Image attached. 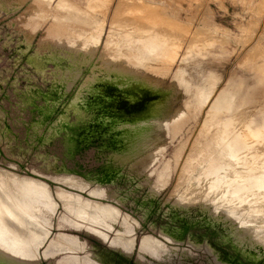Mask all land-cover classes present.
<instances>
[{"label":"rangeland","instance_id":"rangeland-1","mask_svg":"<svg viewBox=\"0 0 264 264\" xmlns=\"http://www.w3.org/2000/svg\"><path fill=\"white\" fill-rule=\"evenodd\" d=\"M51 1L54 4L57 2V0ZM118 1L121 0H95L102 5V7L98 6L100 14L105 9L109 10L110 19L116 7L120 11H133L134 14L142 12L145 18H148L146 24L151 23L157 27L154 31L140 30L143 39L149 44L148 47L157 49L162 59L174 58L169 64L165 80L155 78L153 74L158 67H139V64L130 58L131 53L127 52V49H125L127 51H118L112 45H104L109 30L108 19L102 25L97 43H88L93 50L94 59L91 58V62L95 61L100 53L113 58H122L130 65L129 67L136 69L134 72L139 71L137 73L150 80L148 84L150 90H153L151 92L159 93L165 87L173 91L172 100H174L170 116L157 120L159 123L157 128L162 131L157 144L158 154L157 151H152L154 154L147 152L133 159L136 162L139 158L151 160L155 157L143 171L137 170L136 166H132L127 161L129 159L127 148L116 146L117 141H109L108 138L103 140L102 150L105 154L100 153L97 140L101 137L97 136L98 132L85 129L86 132L79 134L80 138L93 135L97 140L87 144L72 143L75 132H78L86 122L84 114L78 115V111L69 106L75 94V86L72 85L77 79V69L74 68L72 71L71 67L66 68L62 76L61 70L58 69L62 67L61 64L50 59L48 54L43 56L35 53L38 40L42 36L41 31H34L31 25L22 23V19L12 23L19 13L14 15L0 11V169L17 177L24 176L39 180L48 186V194H43L47 199L43 195L40 197L32 195L30 197L35 198L34 203L32 198L28 201V204L31 203L28 207L31 206L30 210L33 209V213L42 225L49 227L46 239L42 237L45 241L43 242L42 238L38 239L39 242L34 241V250L30 249L28 254L43 253V257L40 258L42 264H111L109 259L104 261L102 254L105 251L117 257L120 264H219L217 260H230L229 256L228 258L224 256L223 259L219 251L213 250L209 245L206 249L201 238L212 243L218 242V232L209 226L217 228L223 235L231 225L242 231L239 232V237L253 244L254 237L249 234L252 232L248 231L251 227L243 221L238 223L225 215H216L215 212L218 210L213 202L200 203L202 205L193 202H176L174 199L175 193L178 192L176 189L178 172L172 171L169 177L161 179L156 178V173L168 159L172 163L173 154L178 151L182 140H190L194 131L193 127L189 126L191 125L189 122L177 132V135L167 127V123L183 107L188 96L194 93L195 83L198 84L197 76L206 74L209 68H215L221 76L218 86L222 87L235 75L260 73V65L264 64V0L263 3L262 0H173L174 4L168 0H122L124 9L123 6L118 8ZM91 25L101 27L97 23ZM199 26L203 27L202 30ZM131 28L133 31L136 27ZM197 29H200L201 33ZM112 30L115 34L127 33L118 27H113ZM200 47H208L211 52L207 60L198 62L189 53L198 51ZM30 56H37L36 61H32ZM210 59L213 60L209 61ZM90 61L87 65L91 64ZM178 65L186 69L185 76L173 80L170 76ZM84 69H81L80 75H86L87 69ZM171 83L172 85H169ZM185 87L189 89L184 91ZM261 105L264 106V103ZM223 122L228 124L230 119L225 116ZM112 143L116 145L111 147ZM186 144H189L188 140ZM105 155L108 157V163L112 165L117 163L124 168L115 170L109 167ZM108 172L112 177L103 178V182L97 183L98 191L94 188L96 183L92 180ZM71 178L82 182L74 185L70 183ZM62 191L90 201L91 203H84V207L85 211L92 212L93 215L87 213L80 217L76 212L81 210V204L77 199L65 198L66 204H63L59 196V192ZM220 193L213 189L209 199L215 201L220 198L222 201ZM145 197L152 202L151 207ZM115 198H120L122 201L119 203ZM6 202L12 204L10 201ZM92 203L107 205L112 210L102 213L100 209L106 206H96ZM141 204L146 209L140 207ZM66 207L73 212L68 211ZM236 211L229 210L234 217L237 215L236 217L241 218L240 211H237V214ZM261 214H254L251 219L259 221L264 231V215ZM163 227L172 230L183 229L182 239L168 240L160 233ZM116 233L119 235V241L117 243L116 238L115 243L119 249L111 244ZM189 235L198 239L195 237L189 239ZM143 237L154 241V247L148 242L142 246ZM129 242L132 244L131 251L125 254L123 250L127 249ZM63 246L70 247L65 249ZM164 246L178 248L177 251L180 253L173 254L168 260H161V257L170 256V253L175 251H166ZM223 246L228 252L232 251L226 243ZM182 249L190 252L187 258H185L186 254L181 252ZM232 253L236 256L238 254L233 251ZM28 254L26 257L30 258ZM249 263V261L245 262V264ZM253 264H264V255Z\"/></svg>","mask_w":264,"mask_h":264},{"label":"bare ground","instance_id":"bare-ground-1","mask_svg":"<svg viewBox=\"0 0 264 264\" xmlns=\"http://www.w3.org/2000/svg\"><path fill=\"white\" fill-rule=\"evenodd\" d=\"M118 2V8L123 6L124 9L123 1ZM98 6L102 7L95 0H57L55 4L51 0H0V11L14 13V15L19 13L12 23L22 19V23L31 25L34 31H41L42 36L38 40L36 54L43 56L48 54L50 59L61 64L62 67L58 69L61 70L62 76L64 75L63 70L66 68L70 69L71 67L72 71L74 68L77 69V79L74 81L75 84L72 85L75 86V94L72 96L73 98L71 97L69 106L76 109L78 115L84 114L86 122L82 124L78 132H75L72 143L87 144L97 140L93 135H89L88 138L85 136L80 138L79 134L84 132L85 129L98 132L99 135L97 136L101 137L97 140L100 153L105 154L102 150L103 140L108 138L109 141H117V145L112 143L111 147L116 145L127 148L129 153L127 161L132 166H136L137 170L143 171L153 162L152 160L155 157L151 160L139 158L136 162L133 159L139 157L140 154H147V152L154 154L153 152L157 151L158 154L159 147L157 144L162 131L157 128L159 126L157 120L170 116L174 100H172L173 91L170 88L165 89L166 87L163 86L164 90H161V92H151L153 90H150L148 84L150 80L148 81L144 76L137 73L139 71L134 72L136 69L129 67L130 65L122 58H113L105 53H100V56L91 62L93 50L88 43H97L103 28L102 25L108 19L109 30L104 45H112L118 51L128 50L127 52L131 53L130 58L133 62L139 64V67H158L153 74L155 78L165 80L169 64L174 58L170 60L162 59L157 49L148 47L149 44L143 39L140 30L154 31L157 30V27H154V24L151 23L146 24L148 18H145L142 12L134 14L133 11H120L116 7L110 19L108 16L109 10L105 9L100 14ZM96 23L100 24L101 27L91 25ZM113 27H118L123 31H127V33L115 34L112 30ZM131 27L136 28L132 31ZM201 30L199 33H201ZM210 52L208 47H200L198 51L192 54L189 53V55L193 56L196 61L201 62L207 60ZM36 58L37 56H30V59L34 62ZM88 61L91 64L87 65ZM260 66V73H252L246 76L235 75L226 84H222V87L218 86L221 76L215 68H209L206 74L197 76L198 84L195 83L194 93L188 96L187 101H184L185 104L182 105L183 107H180L181 109L167 123V127H170L173 133L179 132L189 122H191L189 126L193 127L194 131L190 140H182L183 142L178 147V151L174 152L173 157L171 155L172 163L168 159L156 173V178L161 179L169 177L172 171L178 172L176 178L178 192L175 191L176 198L174 199L176 202H193V204L199 203V205H202L200 203L213 202L214 207L218 210L215 212L216 215H225L238 223L243 221L244 224L251 227L248 231H251L252 233L249 234L254 237L253 244H249V241L246 242L245 239L239 237L241 230L239 231L231 225L226 233L222 235L217 228L203 223L215 229L219 234V241L214 243L201 238L205 248L207 249V245H209L213 250L219 251L221 254L219 255L223 259L224 256L231 258L230 260H217L219 264H245L247 261L250 262L249 264H253L259 257L264 255V231H262L259 221L251 219L254 214L259 215L262 213L261 215H264V106L261 105L264 103V64ZM82 68L87 69L84 76L80 75ZM185 71L186 69L183 66L178 65L170 78L174 80L183 77ZM169 85H172V83ZM60 87L63 88V86ZM184 89L186 91L189 88L185 87ZM225 116L230 119L228 124L223 122ZM187 140L189 144H186ZM107 159L108 157L105 155L109 167H113L115 170L123 167V165H117V163L112 165L108 163ZM0 171V192L3 196L0 194V264H42L40 258L43 257V253L38 254L39 257L28 253L30 249L34 250V241L42 237L46 239L49 227L42 225L36 214L33 213V209L30 210L31 206L28 207L31 204H28V201L32 198L30 197L32 195L33 197L34 195L40 197L45 193L48 194V186L39 180L24 176L17 177L1 169ZM110 174L108 172L97 176V179L95 177L92 180L96 183L94 188H97V183L103 182V178H111ZM71 179L72 182L70 183L74 185H79L82 182V180L76 178ZM97 189L99 191V188ZM213 189L221 192L222 201H220V198L215 199V201L209 199V196H212ZM59 196L63 204H66L65 198L79 200L81 210H76V212L80 217L89 213L85 211L84 203H91L90 201L63 191L59 192ZM43 197L47 199L44 195ZM115 199L119 203L122 201L120 198ZM145 200L148 201V205L151 207L152 202L147 200L146 197ZM6 201H10L13 206ZM92 204L106 206L100 209L102 213L112 210L107 205ZM171 205L170 203L169 206ZM140 207L144 208L145 206L141 204ZM33 208L35 207L33 206ZM66 209L71 210L67 207ZM229 210L240 211L242 217L239 216L238 218L237 215L234 217ZM70 212H73V210ZM89 214L93 215L92 212ZM182 231L183 229L172 230L165 227L160 229V233L171 241H180ZM121 232L119 231V233ZM100 234L105 235L102 232ZM118 237L119 235L116 233L111 241L112 246L116 249H119L115 243ZM193 237L198 239L196 236L189 235V239ZM126 240L128 241V238ZM141 242H143V245L140 244V247L141 245L144 246L146 242L152 243L151 245L154 247L153 243H155L148 237H143ZM129 243L127 249L123 250L125 254H129L131 251L132 244ZM225 243L230 246L233 252L238 253L237 256L232 251L228 252L224 248ZM201 244H199V247ZM155 248L157 249L156 246ZM165 249L166 251H175L171 252L170 256L161 257V260H168L178 252V248L165 247ZM181 252L186 254L185 258L190 255L188 250L182 249ZM26 253L30 258L26 257ZM102 255L105 262L109 259L111 264H120L119 259L113 254L105 251Z\"/></svg>","mask_w":264,"mask_h":264},{"label":"crops","instance_id":"crops-1","mask_svg":"<svg viewBox=\"0 0 264 264\" xmlns=\"http://www.w3.org/2000/svg\"><path fill=\"white\" fill-rule=\"evenodd\" d=\"M169 2H171L172 1V3H173V0H168ZM174 4V3H173ZM238 9H239V7H238Z\"/></svg>","mask_w":264,"mask_h":264}]
</instances>
